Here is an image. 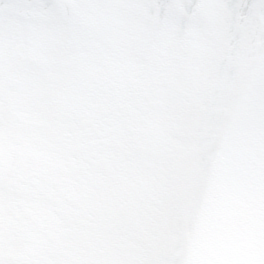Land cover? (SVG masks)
<instances>
[{
  "label": "bare ground",
  "instance_id": "6f19581e",
  "mask_svg": "<svg viewBox=\"0 0 264 264\" xmlns=\"http://www.w3.org/2000/svg\"><path fill=\"white\" fill-rule=\"evenodd\" d=\"M166 1L147 0L145 20L133 33V55L124 72L132 83L123 110L128 129L120 125L111 135L110 143L115 149L112 176L104 188L97 189L93 214L82 230L84 240L79 239L83 247L87 246L85 258L71 260L72 264L181 263L225 125L264 59V0H259L254 10L251 5L255 0H239L233 12L226 13L221 32L206 33L192 51L181 38L183 21L192 7L190 0H181L174 9L177 18L170 31L168 59L161 62L154 53L153 39ZM46 11L52 17L51 11ZM15 43L9 33L0 37V67L7 62ZM176 53L178 60L172 63L170 58L174 60ZM156 106L161 114L147 141L151 145L159 139L169 141L158 146L149 158H143L137 156L142 141L136 122L139 116L155 114ZM3 108L0 101V116ZM4 141L1 137L0 186L11 187L14 168H20L23 157L11 152ZM145 193L151 197L143 210H151L140 211L138 218L139 196ZM154 194L156 198H152ZM124 199L136 206L131 211L122 210L120 223L132 232L136 221L143 223L142 238L130 241L121 237L116 224L109 221L114 213L102 208ZM11 209L0 207V228L10 241L14 234V228L9 226L13 222ZM91 234L97 235L98 241L93 247L92 239L89 242Z\"/></svg>",
  "mask_w": 264,
  "mask_h": 264
},
{
  "label": "rangeland",
  "instance_id": "374dc122",
  "mask_svg": "<svg viewBox=\"0 0 264 264\" xmlns=\"http://www.w3.org/2000/svg\"><path fill=\"white\" fill-rule=\"evenodd\" d=\"M70 1L72 8L80 9L78 0ZM45 2L41 0V3ZM108 3L111 6L109 16H112L109 24L112 25L117 17L118 21L125 20L123 25H118V29L120 34L126 35V39L129 36L127 41L131 47L132 38L127 33L132 32L135 23L141 19L133 8L139 0H108ZM237 3L238 0L224 3L219 20L224 19L227 12H233ZM55 8L58 9L54 11L55 20L42 22L34 12L24 21L22 31L9 32L16 45L7 59V69L13 68V71L10 73L8 69V74H0V96L10 109L6 111V117L3 115L0 118V133L10 148L18 150L22 147L24 153L20 161L22 171L14 168L13 188L0 186V207H11L15 213H10L13 222L9 224L14 228V234L10 235L13 254L22 256L26 242L37 239L43 249L41 264H71V260L76 259L80 251L84 253L87 247L80 245L79 239L84 240L83 225L94 209V202H91L86 210L88 203L83 193L84 190L87 192L88 183L91 184L88 180L96 174L97 166L94 167L91 156L97 153L98 157L105 158L107 155L100 146L96 152L93 151L86 140L94 136L100 142L104 138V134L98 131L102 126L100 109L104 96L96 95L94 90L98 87L100 90L106 83L108 66L104 64V58L85 48V85L77 90L75 98L70 99L69 115L62 120L57 119V83L71 70L63 38L69 8L64 1H60ZM53 23L55 26L51 29ZM221 26V21L217 20L213 30ZM37 47L41 50L32 54L31 48L36 51ZM36 54H41L42 64L34 59ZM99 54L103 55L104 51ZM70 57L73 59L71 53ZM23 78L27 90L18 96L15 92ZM78 105V112L74 113ZM14 110L18 116L22 115V120L17 123L12 114ZM76 125L81 128L79 138L75 134ZM66 153L73 155L70 162L65 158ZM74 158L78 164L77 173L65 169L67 163L71 168Z\"/></svg>",
  "mask_w": 264,
  "mask_h": 264
},
{
  "label": "snow or ice",
  "instance_id": "6c2138e0",
  "mask_svg": "<svg viewBox=\"0 0 264 264\" xmlns=\"http://www.w3.org/2000/svg\"><path fill=\"white\" fill-rule=\"evenodd\" d=\"M52 3L41 0H0V37L12 31H22L24 21L36 10L52 7ZM196 6V0H190V7ZM0 264H26L18 253L13 254L7 232L0 228Z\"/></svg>",
  "mask_w": 264,
  "mask_h": 264
}]
</instances>
